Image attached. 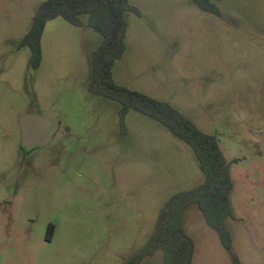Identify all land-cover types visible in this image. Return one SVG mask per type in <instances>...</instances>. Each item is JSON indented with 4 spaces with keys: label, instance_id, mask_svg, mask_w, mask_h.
I'll use <instances>...</instances> for the list:
<instances>
[{
    "label": "rangeland",
    "instance_id": "1",
    "mask_svg": "<svg viewBox=\"0 0 264 264\" xmlns=\"http://www.w3.org/2000/svg\"><path fill=\"white\" fill-rule=\"evenodd\" d=\"M44 1L0 0V264H123L201 171L159 123L130 111L122 127L120 105L91 92L99 33L49 21L42 66L28 67L22 42ZM134 3L144 16L128 14L113 80L187 104L213 123L226 159L236 162L235 219L227 222L233 253L243 264H264V0H221L220 17L190 0ZM20 115L55 121L52 143L23 150ZM181 221L196 245L192 264H233L197 206ZM141 264H165L164 255Z\"/></svg>",
    "mask_w": 264,
    "mask_h": 264
},
{
    "label": "trees",
    "instance_id": "2",
    "mask_svg": "<svg viewBox=\"0 0 264 264\" xmlns=\"http://www.w3.org/2000/svg\"><path fill=\"white\" fill-rule=\"evenodd\" d=\"M202 11L220 15V0H192ZM140 11L129 0H45L37 9L22 47L30 50L28 67L38 69L42 62V36L49 21L62 18L74 27L90 28L102 41L91 58L92 93L120 105V124L130 111L138 112L163 126L174 138L190 150L203 182L189 191L173 195L161 209L153 234L145 246L123 264H141L148 257L162 252L165 264H192L194 242L182 225L184 212L197 206L206 224L217 232L233 264H243L233 253L232 234L228 220L235 219L231 195L234 183L231 167L221 149L217 135L202 132L196 124L171 104L156 100L138 91L118 86L113 69L126 50L127 15ZM85 19V20H84Z\"/></svg>",
    "mask_w": 264,
    "mask_h": 264
},
{
    "label": "water",
    "instance_id": "3",
    "mask_svg": "<svg viewBox=\"0 0 264 264\" xmlns=\"http://www.w3.org/2000/svg\"><path fill=\"white\" fill-rule=\"evenodd\" d=\"M18 125L21 144L26 149L44 148L50 145L59 130L55 121L41 116L20 115Z\"/></svg>",
    "mask_w": 264,
    "mask_h": 264
},
{
    "label": "crops",
    "instance_id": "4",
    "mask_svg": "<svg viewBox=\"0 0 264 264\" xmlns=\"http://www.w3.org/2000/svg\"><path fill=\"white\" fill-rule=\"evenodd\" d=\"M193 4H194V2L192 1V0H190ZM221 1V0H220ZM129 2H130V4L132 5V6H135V3H134V0H129ZM185 2V1H184ZM190 5H192V4H190ZM195 5V4H194ZM196 6V5H195ZM197 7V6H196ZM201 10V9H200ZM202 11V10H201ZM264 13V12H263ZM140 16L138 17V18H143V13L142 12H140ZM210 14V13H209ZM212 15H214V14H212ZM215 16H217V17H220V16H222V12H221V10H220V15H215ZM127 17H128V15H127ZM260 17V16H259ZM259 20V19H258ZM127 23H128V21H127ZM251 24V23H250ZM253 29L250 31V35L251 36H253V37H255L256 35L254 34V30H257V25H255L254 23H253V25L251 26ZM259 31H260V33H263L264 34V22H261V26H259ZM128 34H129V25H128V28H127V36H128ZM259 34V33H258ZM127 36H126V39H127ZM42 52H43V55L45 54V33H43V36H42ZM125 54V53H124ZM123 57H124V55H123ZM122 57V58H123ZM42 63H43V60H42ZM42 63H41V66H42ZM40 66V67H41ZM115 67V66H114ZM141 93V92H140ZM142 94H145V95H148L149 97H151V98H154L155 99V97L151 94V93H147V92H142ZM163 102H165V101H163ZM174 102H178V101H174ZM170 104V103H169ZM172 104V103H171ZM173 107H175V108H177L185 117H187L188 119H190L191 121H193L195 124H196V126L202 131V132H204V133H206V134H212V135H218V134H220L216 129H215V127L213 126V123L211 122V121H204V120H202L200 117H199V115L196 113V112H193V110L192 109H190L189 108V106L187 105V104H185V105H183V104H180V105H177V104H175V103H173V105H172ZM210 125H212V126H210ZM210 126V127H209ZM164 128V127H163ZM165 129V128H164ZM166 130V129H165ZM167 131V130H166ZM167 133L168 134H170L168 131H167ZM171 135V134H170ZM172 136V135H171ZM173 137V136H172ZM193 161V160H192ZM194 163V162H193ZM196 165V164H195ZM200 171V170H199ZM201 175V177L198 179V180H194V181H188L187 183H186V187L184 188V189H182L181 191H179V192H183V191H189V190H191V189H194V188H196V187H198L200 184H202V182H203V176H202V173L200 174ZM178 192V193H179ZM177 194V193H176ZM175 195V194H174ZM193 207V206H192ZM190 208V207H189ZM189 208H188V210H189ZM187 211V210H186ZM213 230V229H212ZM186 231V230H185ZM214 231V230H213ZM216 234H217V232L216 231H214ZM217 237H218V241H219V243H220V245H221V247H223L222 246V243L220 242V239H219V236H218V234H217ZM193 240V239H192ZM194 242V241H193ZM224 248V247H223ZM195 252H196V245L194 244V254H195ZM158 254V253H157ZM157 254H155L154 256H156ZM154 256H152V257H154ZM194 257V256H193ZM145 260V259H144ZM143 260V261H144ZM143 261H142V263H143ZM192 262H193V260H192Z\"/></svg>",
    "mask_w": 264,
    "mask_h": 264
},
{
    "label": "flooded vegetation",
    "instance_id": "5",
    "mask_svg": "<svg viewBox=\"0 0 264 264\" xmlns=\"http://www.w3.org/2000/svg\"><path fill=\"white\" fill-rule=\"evenodd\" d=\"M16 132H17V137H18V139H19V145H20V147L23 149V150H25V151H30V150H32V149H35V148H32V149H26L25 147H23L22 146V144H21V134H20V130H19V125L16 127Z\"/></svg>",
    "mask_w": 264,
    "mask_h": 264
}]
</instances>
